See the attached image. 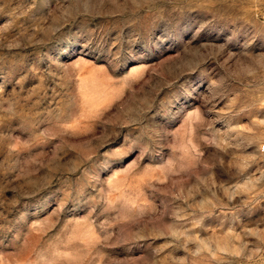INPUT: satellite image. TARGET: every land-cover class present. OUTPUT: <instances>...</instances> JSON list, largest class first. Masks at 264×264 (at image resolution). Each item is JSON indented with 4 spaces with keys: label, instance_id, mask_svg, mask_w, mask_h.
Returning a JSON list of instances; mask_svg holds the SVG:
<instances>
[{
    "label": "rangeland",
    "instance_id": "rangeland-1",
    "mask_svg": "<svg viewBox=\"0 0 264 264\" xmlns=\"http://www.w3.org/2000/svg\"><path fill=\"white\" fill-rule=\"evenodd\" d=\"M0 264H264V0H0Z\"/></svg>",
    "mask_w": 264,
    "mask_h": 264
}]
</instances>
